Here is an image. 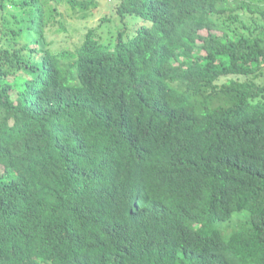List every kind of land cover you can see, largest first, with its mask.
I'll use <instances>...</instances> for the list:
<instances>
[{"label":"trees","instance_id":"obj_1","mask_svg":"<svg viewBox=\"0 0 264 264\" xmlns=\"http://www.w3.org/2000/svg\"><path fill=\"white\" fill-rule=\"evenodd\" d=\"M107 1L0 0V264H264V0Z\"/></svg>","mask_w":264,"mask_h":264},{"label":"rangeland","instance_id":"obj_2","mask_svg":"<svg viewBox=\"0 0 264 264\" xmlns=\"http://www.w3.org/2000/svg\"><path fill=\"white\" fill-rule=\"evenodd\" d=\"M94 2H97V8L94 9V10H91L89 15L87 16L86 20V25L87 27H90V28H95L98 26L99 24V20L100 18L106 13L108 12V1L107 0H85L84 3L88 4V5H92ZM68 7L63 4L62 7H59V10L61 12H64V10H67ZM77 16H80L79 14H77ZM84 27H86L84 25ZM60 36L62 37L63 36V33H60ZM68 42L70 44H75V48H76V45L78 43V36L75 34V33H71L69 34L68 33Z\"/></svg>","mask_w":264,"mask_h":264},{"label":"clouds","instance_id":"obj_3","mask_svg":"<svg viewBox=\"0 0 264 264\" xmlns=\"http://www.w3.org/2000/svg\"><path fill=\"white\" fill-rule=\"evenodd\" d=\"M56 126H58V125H56ZM59 127V126H58Z\"/></svg>","mask_w":264,"mask_h":264}]
</instances>
